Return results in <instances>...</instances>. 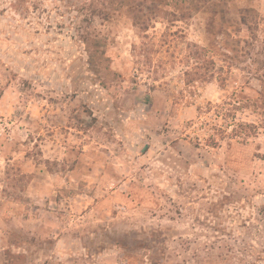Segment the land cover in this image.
<instances>
[{
    "label": "rangeland",
    "instance_id": "rangeland-1",
    "mask_svg": "<svg viewBox=\"0 0 264 264\" xmlns=\"http://www.w3.org/2000/svg\"><path fill=\"white\" fill-rule=\"evenodd\" d=\"M0 264H264V0H0Z\"/></svg>",
    "mask_w": 264,
    "mask_h": 264
},
{
    "label": "trees",
    "instance_id": "trees-1",
    "mask_svg": "<svg viewBox=\"0 0 264 264\" xmlns=\"http://www.w3.org/2000/svg\"><path fill=\"white\" fill-rule=\"evenodd\" d=\"M130 11L132 13L136 14V15H134V17H132L133 20H136L134 22L135 25H137L141 31H146V29L148 27V23H147L148 18H147V20H146V18L142 19V17L137 14L138 12L136 11V8H130ZM191 46H192V49L190 50V57L193 60L194 65L191 68V71H186L184 74L185 75V79H184L185 85H190L194 81L207 82L211 79V75L209 73L199 72V69H201L199 61L202 59V55L199 52L200 49L198 47H196V45H191ZM250 126L251 127H249L248 125H244L243 127L244 128H253V129L256 128L255 125H250ZM236 134H237V131H235V128H234V135H236Z\"/></svg>",
    "mask_w": 264,
    "mask_h": 264
}]
</instances>
